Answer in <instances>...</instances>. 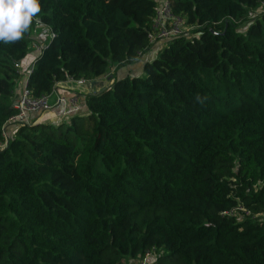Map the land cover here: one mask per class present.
Listing matches in <instances>:
<instances>
[{"label":"trees","instance_id":"obj_1","mask_svg":"<svg viewBox=\"0 0 264 264\" xmlns=\"http://www.w3.org/2000/svg\"><path fill=\"white\" fill-rule=\"evenodd\" d=\"M167 1L182 32L142 74L8 140L35 22L32 98L139 60L159 0H39L0 42V264H264V0Z\"/></svg>","mask_w":264,"mask_h":264},{"label":"crops","instance_id":"obj_2","mask_svg":"<svg viewBox=\"0 0 264 264\" xmlns=\"http://www.w3.org/2000/svg\"><path fill=\"white\" fill-rule=\"evenodd\" d=\"M52 37L51 30L38 22H35V27L30 32L29 39V49L27 51L26 56L17 63L19 78L14 88V105L16 104L18 98L22 94V91L26 89V82L28 75L33 67L34 61L37 56L42 52L43 48L48 44ZM157 48L153 45L150 46L149 50L142 54L141 58H145L147 60L152 59L155 57ZM147 55V56H145ZM139 59V60H140ZM137 60L135 63L120 67V68H112L106 74H103L95 79L92 80H84L83 83H79V81L68 79L63 82H58L55 85L54 90L51 92L50 99L51 101L54 100V95L58 93H65L68 96L75 98L76 104L78 107L79 112H85L86 106L84 103V96L87 94H98L108 88L114 78H122L126 76H133V75H140L142 74V67L143 62L147 61L142 59L141 62ZM134 67H139L140 72L133 73ZM75 114V113H73ZM70 114L69 116H64L62 114V108L55 106L50 110L47 111H38L36 113H32L28 116L27 124H36L42 122L48 123H59L61 121L68 122V118L73 115ZM16 126H5L4 127V135L5 139L8 140L14 136V132L16 130ZM144 255L138 256V260L131 262L130 264H142ZM141 258V259H140ZM150 258H152L150 262ZM147 261L146 264H155V255L152 254Z\"/></svg>","mask_w":264,"mask_h":264},{"label":"built area","instance_id":"obj_3","mask_svg":"<svg viewBox=\"0 0 264 264\" xmlns=\"http://www.w3.org/2000/svg\"><path fill=\"white\" fill-rule=\"evenodd\" d=\"M181 32V19L173 16L167 0H159V4L156 8V12L152 21V29L148 34L149 43L155 48L158 47V49H161L168 39L179 35ZM76 81L83 83L84 80ZM54 88L55 87L52 88L48 95L38 98L30 97L28 90L24 89L15 104L16 112L7 120L5 126H18L19 124H27L26 122L28 121V116L32 113H36L38 111H47L55 106L62 108V114L64 116L77 113L78 107L75 98L68 96L65 93H58L54 95V100L51 101L50 96ZM234 210H238L244 215L250 216V211L244 209L242 206H238ZM155 252L156 251L154 248L147 250L143 254L144 257L142 264H146L152 254L155 255ZM151 259L152 258H150V262Z\"/></svg>","mask_w":264,"mask_h":264},{"label":"clouds","instance_id":"obj_4","mask_svg":"<svg viewBox=\"0 0 264 264\" xmlns=\"http://www.w3.org/2000/svg\"><path fill=\"white\" fill-rule=\"evenodd\" d=\"M40 12L39 0H0V42L22 39Z\"/></svg>","mask_w":264,"mask_h":264},{"label":"rangeland","instance_id":"obj_5","mask_svg":"<svg viewBox=\"0 0 264 264\" xmlns=\"http://www.w3.org/2000/svg\"><path fill=\"white\" fill-rule=\"evenodd\" d=\"M263 8H264V3L261 5V8H260L259 10L261 11V9H263ZM260 11H259V12H260ZM145 56H147V55H145ZM142 59H144V61L147 60V59H145V58H141V59L139 60V62H141ZM143 63H144V62H143ZM132 72H133V73H138V72H140L139 67H134V69H133ZM237 216H242V214H238ZM254 218H257V217L255 216ZM151 260H152V259H151ZM129 261H131V259H129L128 262H129ZM167 262H169V260H167ZM128 264H130V263H128Z\"/></svg>","mask_w":264,"mask_h":264}]
</instances>
